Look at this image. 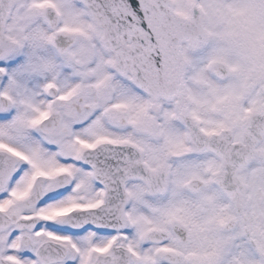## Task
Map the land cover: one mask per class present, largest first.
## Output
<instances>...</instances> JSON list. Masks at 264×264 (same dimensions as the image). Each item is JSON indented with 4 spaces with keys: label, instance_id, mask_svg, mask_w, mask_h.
Here are the masks:
<instances>
[{
    "label": "snow or ice",
    "instance_id": "6c2138e0",
    "mask_svg": "<svg viewBox=\"0 0 264 264\" xmlns=\"http://www.w3.org/2000/svg\"><path fill=\"white\" fill-rule=\"evenodd\" d=\"M0 264H264V0H0Z\"/></svg>",
    "mask_w": 264,
    "mask_h": 264
}]
</instances>
